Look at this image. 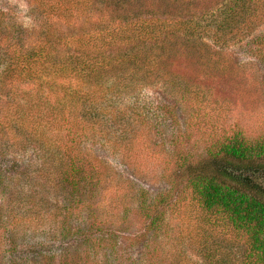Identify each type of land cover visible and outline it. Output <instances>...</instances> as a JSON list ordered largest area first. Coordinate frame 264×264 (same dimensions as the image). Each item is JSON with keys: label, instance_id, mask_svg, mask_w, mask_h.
Returning a JSON list of instances; mask_svg holds the SVG:
<instances>
[{"label": "trees", "instance_id": "trees-1", "mask_svg": "<svg viewBox=\"0 0 264 264\" xmlns=\"http://www.w3.org/2000/svg\"><path fill=\"white\" fill-rule=\"evenodd\" d=\"M27 2L28 37L0 12V264H264V139L212 80L245 74L225 49L246 40L264 68V0ZM193 124L216 138L199 163Z\"/></svg>", "mask_w": 264, "mask_h": 264}, {"label": "rangeland", "instance_id": "rangeland-1", "mask_svg": "<svg viewBox=\"0 0 264 264\" xmlns=\"http://www.w3.org/2000/svg\"><path fill=\"white\" fill-rule=\"evenodd\" d=\"M137 3L138 2L130 4L127 9L139 10L144 8ZM29 8L27 0H0V12L6 13L15 23L21 25L27 37L29 36L30 30L35 25ZM114 9L116 8L112 5H100L92 12V16L99 15L98 13L100 11H112ZM61 27L63 28V26ZM258 35L264 36V26L258 27L253 32V36L258 37ZM30 39L31 38L27 40L29 41ZM255 41L256 43L258 42L256 38L254 39V43ZM244 43L245 45L229 46L225 51L232 59V63L236 65L235 69H237L240 64L244 66L245 74L243 75L242 71V73H240L241 77L232 78L233 76L229 73L227 76L212 78V80L216 83L217 91L215 92L226 97L232 103L231 110L223 112L226 117L227 127H230V130L240 129L249 139L259 140L264 139V68L254 54L249 52V49L253 47V43L246 44L247 40L244 41ZM1 68L2 66L0 65V71ZM208 80V82H210V78ZM188 131H190V135L180 138V154H190L189 158L193 157L191 160H195L196 163L208 160L206 152L207 146L216 138H211V134H209V131L205 127L198 128L196 124H193ZM170 133L171 129L166 128V132L163 134L164 143L167 141ZM165 149L169 151L167 146H165ZM98 153L106 154L103 153L102 150H99ZM111 159L115 162L114 165H112L115 171L121 174L122 179L126 180V183L130 184V188L133 190L144 187L148 191L153 192L164 185L162 181L156 178L147 175V177L139 176V174L135 173L131 168L119 163L115 157ZM158 159L160 160H151L155 161L159 169L162 170L166 161H163L162 158ZM172 163H174V160ZM172 166L173 164L170 163L169 168ZM190 223L194 224L193 221H190ZM37 240L39 241L41 238H32L30 242L34 243ZM32 243H24L23 246Z\"/></svg>", "mask_w": 264, "mask_h": 264}]
</instances>
